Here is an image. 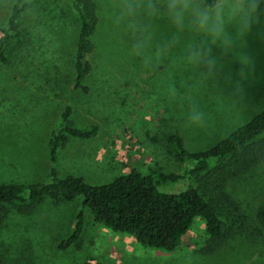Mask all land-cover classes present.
<instances>
[{
  "label": "rangeland",
  "instance_id": "obj_1",
  "mask_svg": "<svg viewBox=\"0 0 264 264\" xmlns=\"http://www.w3.org/2000/svg\"><path fill=\"white\" fill-rule=\"evenodd\" d=\"M11 0H0L4 26ZM72 0H30L22 17L21 44L7 50L0 64V184L50 180L47 140L63 107H73L78 127L96 125L95 136L71 141L58 153L59 176L82 177L90 185L110 183L135 168L180 173L185 165L166 152L167 137L178 132L189 151L204 150L248 122L264 107V5L251 36L239 39L221 70L209 76L202 66L185 62L186 44L198 39L175 30L164 19L148 20L132 0H93L97 25L90 92L82 99L73 88L72 61L78 21ZM148 26L159 58L144 60L135 48ZM151 51V49H150ZM84 103V104H83ZM203 113V117H201ZM200 119L193 126L189 117ZM190 184L195 185L194 181ZM188 182L163 188L179 192ZM225 191L241 206L247 230L225 240L213 255L197 221L176 251L145 249L128 234L94 223L84 211L76 244L57 246L71 233L78 203L42 201L29 215L12 204L0 228L1 264H264V240L255 213L264 194V164L230 182Z\"/></svg>",
  "mask_w": 264,
  "mask_h": 264
},
{
  "label": "trees",
  "instance_id": "obj_2",
  "mask_svg": "<svg viewBox=\"0 0 264 264\" xmlns=\"http://www.w3.org/2000/svg\"><path fill=\"white\" fill-rule=\"evenodd\" d=\"M29 2L10 1L5 25L0 26L2 66L9 64V46L22 43V17ZM70 7L78 21L72 61L73 88L84 99L91 90L92 67L87 57L95 50L97 10L93 0H72ZM72 113L73 107L66 104L48 137L49 181L0 184V228L8 213L5 204L14 205L19 214L29 215L38 204L49 199L55 203H78L81 208L75 214L71 233L57 246L61 252L79 239L85 210L95 224L117 234L131 235L145 249L165 252L176 251L197 221L203 222L205 240L197 248L203 256L215 254L226 239L247 230L241 206L225 189L230 182L264 164V107L248 122L204 150L189 151L183 137L178 132L171 133L166 140V152L185 165L180 173L167 174L154 168L141 172L133 168L101 185H90L82 177L71 174L62 177L57 173L60 149L71 139L90 140L98 130L96 125L78 127ZM182 180L188 182L184 190H163ZM255 219L264 240V194Z\"/></svg>",
  "mask_w": 264,
  "mask_h": 264
},
{
  "label": "clouds",
  "instance_id": "obj_3",
  "mask_svg": "<svg viewBox=\"0 0 264 264\" xmlns=\"http://www.w3.org/2000/svg\"><path fill=\"white\" fill-rule=\"evenodd\" d=\"M262 5L264 0H132L126 14L135 17L139 9L148 20H166L175 30L174 40L185 31L194 33L198 39L186 44L185 62L202 66L209 76H214L232 55L238 40L251 36L259 25ZM143 33L136 44L137 56L146 61L159 58L160 47H152L148 26ZM189 123L202 124L191 116Z\"/></svg>",
  "mask_w": 264,
  "mask_h": 264
}]
</instances>
